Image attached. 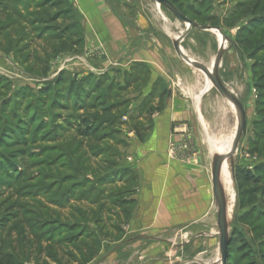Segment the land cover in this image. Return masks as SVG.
Wrapping results in <instances>:
<instances>
[{"label": "rangeland", "instance_id": "rangeland-1", "mask_svg": "<svg viewBox=\"0 0 264 264\" xmlns=\"http://www.w3.org/2000/svg\"><path fill=\"white\" fill-rule=\"evenodd\" d=\"M68 1L77 10V0ZM167 1L197 25L180 44L188 58L210 67L217 56L220 44L216 33L202 28H218L224 38L218 76L225 89L242 104L246 119L244 133L232 157V168L229 160L226 161L230 182L223 183L222 187L228 235L232 236L226 264H264V0ZM109 3L116 10V17L127 22L131 30L133 26L139 31L137 45L143 44L156 57L149 65L136 62L146 66V71L140 70L144 73L140 85H134L132 78L123 77L135 62L125 60L123 56L111 60L104 46L85 43L84 24L81 25V34H78L84 36L81 42L75 48L60 44L68 48L61 50L63 47L50 43L55 38L52 37L53 30L40 40L35 35L40 28L33 25L32 20L46 14L42 10L33 12L37 0L25 1L24 5L18 0H0V27L9 24L7 17L10 14L5 13L4 6L8 10L18 9L20 15L16 16L17 19L10 17V28H0V169L4 163L6 173L0 172V237L4 239L0 244L3 252L12 254L16 264H181L180 251L174 244L154 247L151 244L158 241L153 243V236L142 238L143 232H129L136 222H127L119 214L124 209L120 211L112 207L104 193L88 196L86 203L78 204L76 198L67 208L58 210L53 208L56 206L51 200L59 197L52 191L48 195L47 191L43 192L46 188L48 191L51 188L56 190L63 176H71L63 190L71 188L73 182H85L86 176L88 181L94 180L100 174L102 161L110 163L107 158L116 143L114 140L112 144L97 145L94 139L83 135L85 128L93 130L95 126L101 136L104 132H111L104 124L100 127V120L97 124L93 121L107 116L100 113V106L109 108L110 102L101 101L98 97L105 94L107 85L103 88L85 85L89 91L87 95L78 91L81 98L72 97L70 101L69 97L63 101L60 95L68 89L70 80L80 85L86 76H107L114 87L108 91L112 94V101L127 98L128 105L122 114L117 113L116 134L109 139H125L126 133L133 131L135 125L129 122L130 118H157L158 106L166 100L163 101L165 93L162 92L170 91L185 107L184 122L189 123L187 130L192 136L194 151L201 152L210 160L212 155L207 138L233 140L236 112L213 87L201 96L198 111L196 109L194 98L207 79L200 71L184 63L172 46L174 39L185 32L186 25L164 7L157 8L151 0H109ZM28 4H31L29 8H22ZM137 22H141L142 31L138 29ZM21 37L24 39H18ZM116 54L118 52L112 56ZM61 73L66 74V80L58 87L54 83ZM118 86L133 87L129 92L111 93ZM90 92L96 94L91 95ZM59 101L65 105L60 106ZM84 105L88 110H80ZM89 106L97 108L96 112H91ZM147 107L148 110L145 109ZM23 121L27 124L23 125L24 132L19 129ZM146 126H149L148 135L153 126L147 121L139 122L136 129L139 132ZM102 146L110 149L109 154L97 158L98 149ZM85 187L86 190L78 191L77 195L87 193L89 185ZM93 202L96 203L92 207ZM75 208L78 209L76 212ZM84 209L91 213L88 214L90 219H79L78 212ZM216 213L214 199L209 200L207 216L211 218V224L197 230L216 233L213 260H219ZM49 220L58 221L56 224L59 226L62 222H78V228L63 238H70L76 232L95 235V231L98 249H92L88 254L82 245L64 243L59 241L60 238L49 244L47 235H42L43 232H52V224L55 223H49ZM62 227L54 232L62 231Z\"/></svg>", "mask_w": 264, "mask_h": 264}, {"label": "crops", "instance_id": "crops-1", "mask_svg": "<svg viewBox=\"0 0 264 264\" xmlns=\"http://www.w3.org/2000/svg\"><path fill=\"white\" fill-rule=\"evenodd\" d=\"M77 2V11L83 18L81 24L86 26L85 43L104 46L111 60L123 56L132 63H153L154 54L143 44L137 45L139 31L133 26L131 30L127 22L116 17L109 0ZM137 23L142 31L141 22ZM167 93L164 103H160L164 108L152 119L150 133L147 135L149 126H146L142 139L132 130L123 139L121 163L135 177L133 193L127 197L134 202L127 222L136 225L133 223L129 232H143L142 238L153 236L152 242L158 241L151 244L154 247L174 244L180 251L181 264H216L218 258L213 260L216 233L197 231L211 224L207 215L209 200L214 199L210 178L213 155L208 160L193 150L192 136L187 130L189 123L184 122L185 107L175 94Z\"/></svg>", "mask_w": 264, "mask_h": 264}, {"label": "trees", "instance_id": "trees-1", "mask_svg": "<svg viewBox=\"0 0 264 264\" xmlns=\"http://www.w3.org/2000/svg\"><path fill=\"white\" fill-rule=\"evenodd\" d=\"M29 2L30 0H18V2L21 5H24V2ZM32 1V0H31ZM32 4V3H31ZM31 4H28L26 6H23L22 8L24 9V7H30ZM174 5V4H173ZM27 8V9H28ZM57 8H61L60 10H57ZM4 11L5 13L10 14L9 17H7V21H9L6 25L7 28H10V17L14 16V18L17 19L16 16H20L19 15V11L18 9H12V10H8V8H6V6H4ZM42 10V11H41ZM54 10L53 13H50ZM32 11V10H30ZM45 12L46 14H41V16H37L36 18H34L32 20V24L36 25V27L40 28V31L37 32L35 35L37 37L38 40H40L41 37H43V35L45 33H48L49 31L53 30L54 34L52 37H55L54 39L50 40V43H53L55 45H58L60 47H63L60 44H65L66 45H70L71 47H76L78 45L79 42H81V40L83 39L82 36H78V34H81L80 29H82L81 25V17L80 14L78 13V11L71 6L70 2L68 0H37V4L35 6V8L33 9V12ZM1 13V11H0ZM20 13H22L20 11ZM184 16V15H183ZM185 17V16H184ZM9 18V19H8ZM70 19V20H68ZM74 19V20H72ZM1 22H3V19L1 20ZM41 26V27H40ZM6 27H0L2 28H6ZM77 33V38H75V35ZM50 36V37H51ZM13 39H15L14 37H12ZM11 39V37H10ZM18 39H24V38H18ZM55 40V41H54ZM66 42V43H65ZM49 43V41L47 42ZM63 49H68L67 47H63L61 50ZM143 69L146 71V66L141 65L140 63H134L133 67L131 69H129L127 72L123 73V77L126 76V78H132V82L134 85H140L143 78H144V73H141L140 70ZM139 71V72H138ZM137 72V73H136ZM65 73H61L59 74V77L55 80L54 85L58 86L59 85H63V81L66 80L65 77ZM136 77V78H135ZM125 78V79H126ZM134 78V79H133ZM128 79H126L125 81H127ZM74 80H70L68 89L66 91H64L63 93H61L60 98L65 101L67 98L70 97V101L72 99V97H74L75 99H77L78 97L81 98L79 95L78 91H84L87 93L89 92L88 90L85 89V85H92V88H97V87H102L104 85L106 86V91L105 94L103 96H98L100 97V100H104L107 102H110L109 104V108H104V105L100 106V113H106L107 116H103V118L93 120L95 121V123L97 124L98 121L100 120V127L104 124L107 126V129L111 130L104 132V134L99 135V133L96 132V126L93 127V130H91L90 128H85L86 132L83 134L84 136L87 137V139H94L96 144L98 145L99 143L105 144L106 142H111V144L113 143V141L115 140L116 143L113 144V146L111 147L113 150H110L108 148H105V146L100 147L98 150L99 154H97V158L99 157H104L107 154H109V150L111 151V155L109 156V158H107V160L109 159L110 163L108 164L106 162V160L102 161V163L100 165V169L99 172L100 174L97 175L94 180H89L88 181V177H85V182H73L71 185V188H67L63 190L64 185L68 182V180H70L71 176H66L59 181L60 186H58V188H56V190L53 191V189L51 188V190L46 188L45 190H43V192L45 193L47 191V195L48 192L51 191L54 193V195H56L57 197H59V199H52L51 202L55 204L56 207L53 208H58V210H62L63 208H67L66 206L70 205L71 202H73L74 199L77 198V203H86L87 202V198L88 196L92 197V194H96L99 195V193H104L106 195V197L111 201L112 203V207L114 208H118L120 211L121 209L123 211H121L119 214H122V216L124 217V219L127 221L131 211L133 210V205L134 202L132 200H127V197H130L133 193L132 188L135 185V177L134 174H132L131 172H129L127 169H125L122 166L121 163V159H122V153H123V149L125 147L124 141L123 140H117V139H109V137L115 133V129L114 127L117 126V122H118V114L117 113H121L122 114V110L126 108V106L128 105V101L126 99L124 100H114L112 101V94H110L108 91L112 86V82L109 81L107 76L104 77H99L96 78L94 75H89L84 77L83 80L80 81V85L76 84V82H73ZM108 83V84H107ZM127 83L129 84V80L127 81ZM84 86V87H83ZM61 87V86H60ZM113 87V86H112ZM133 87V86H132ZM132 87H123V86H118V88H116L115 90L112 89L111 93H113L115 91V93L119 94L121 92H129L130 89ZM114 88V87H113ZM92 92V90H91ZM91 95H95L96 93H91ZM67 93V96H66ZM165 93L163 96V101L165 100L166 96H167V92H162ZM90 95V96H91ZM89 96V97H90ZM161 96H159V100L161 101ZM59 105L63 106L65 104H63V102L59 101ZM146 106V105H145ZM161 107L162 105L159 104L158 106V112L161 111ZM90 111L91 112H96L95 107L93 106H89ZM146 110L149 109V107L145 108ZM80 110H88V106L84 105L80 107ZM109 114V116H108ZM119 114V115H121ZM141 114V112H140ZM138 114V115H140ZM97 117L99 118V116L97 115ZM111 117V118H108ZM152 116H148V117H142V116H137V118H130L129 122L133 125L132 129L133 131L136 133V135L139 137V139H142V133L144 131V128L141 127L140 131L138 132V130L136 129L137 124H139V122H148L149 125L152 124V120H151ZM136 120V121H135ZM23 125L27 126L26 123H21L19 126V129L24 132L26 131L25 128L23 127ZM119 126V125H118ZM105 127L102 129L101 131H104ZM89 131V132H88ZM96 158V159H97ZM1 160V159H0ZM4 163H1V168L0 172H4ZM99 167V166H98ZM8 169H12V167L8 166ZM6 174V173H5ZM0 179H2L0 177ZM58 183V182H56ZM89 185L88 191L86 192H81V194L77 195L78 191H82V190H86V187ZM54 187V186H53ZM56 187V186H55ZM89 193V194H88ZM29 195V194H28ZM96 202H93V205L95 206ZM53 204V205H54ZM102 206L100 207L101 210ZM78 209L75 208V212ZM79 219H90L88 218V214L91 215V213L89 211H87L86 209H84V211L81 210V212L79 211ZM102 213V212H101ZM77 214V213H76ZM100 214V211L97 212V215ZM118 214V213H117ZM118 214V215H119ZM59 215V213H58ZM65 215V214H64ZM60 217V215H59ZM53 220H49V223H55L52 224L54 225L52 228V232H43L42 235H47V240L48 243L56 240L58 238H60L62 241L65 243V241H68L69 243H71V245L73 244H80L82 245V248L84 249L85 253H90V251L95 248L98 249V241L96 238V232L94 231L93 233H95V235L93 234H87V232H76V234H72L69 237L70 238H63V235H65L66 233H73L70 231H74L75 228H78L77 226L79 224H77L78 222H73L72 224H67L65 222L60 223L61 226H59L58 224H56V222L58 221H54ZM96 225H98L99 221L98 218H96L95 220ZM63 226V227H62ZM58 227H62V231H59L57 233H55L54 231L58 228ZM62 232V233H60ZM56 234V235H55ZM59 234V235H57ZM62 236V238H61ZM79 237V240H77V238ZM0 241H4V239H1L0 237ZM61 242V243H62ZM231 242H232V236L231 234L229 235V245H228V256H227V261L229 259V254H230V248H231ZM50 244V243H49ZM12 254L10 252H3L2 249V245L0 244V264H16L15 261L13 260V258L11 257ZM87 258V255H86ZM85 258V259H86Z\"/></svg>", "mask_w": 264, "mask_h": 264}, {"label": "water", "instance_id": "water-1", "mask_svg": "<svg viewBox=\"0 0 264 264\" xmlns=\"http://www.w3.org/2000/svg\"><path fill=\"white\" fill-rule=\"evenodd\" d=\"M151 1L156 3L158 7L160 6L164 7L177 20H179L180 22L186 25L185 32L182 33L180 36L176 37L172 42V46L176 55L184 63L200 71L209 80L211 87H213L223 99H225L230 105L234 107L237 115V123H236V128H235V133L232 140L231 148L229 152L225 155L216 154L212 157L211 170H210L212 195L215 204L217 206L216 224L218 229V240H219L218 261L219 264H226L227 256H228L229 235H228V224L226 220V200L220 184L221 168H222V164L225 163L227 160H229L230 166L232 168V157L237 150L239 139L245 130V124H246L245 112L242 104L231 93H229L225 89L218 76V64L221 60L224 46L220 45L217 56L213 60L211 67H206L188 58V56L183 52L180 44L183 41L184 37L190 32L192 28H197V25L194 24L188 18L184 17L180 12H178V10L174 7V5L169 1L167 0H151ZM202 29L213 31L221 36L218 28L212 29L205 27ZM221 39L222 41H224V38L222 36Z\"/></svg>", "mask_w": 264, "mask_h": 264}, {"label": "bare ground", "instance_id": "bare-ground-1", "mask_svg": "<svg viewBox=\"0 0 264 264\" xmlns=\"http://www.w3.org/2000/svg\"><path fill=\"white\" fill-rule=\"evenodd\" d=\"M157 8H158V5H157ZM216 35H217L219 44L222 46H225V42L222 41L221 36L218 33H216ZM211 66H212V64L210 65V67ZM210 88H211V85L209 83V80L207 79L203 88L200 90V92L194 98V102H195L194 104L196 106L197 111H198V105H199V101H200L201 96L205 92H207ZM230 106L235 112L234 107L232 105H230ZM201 124L203 125V127H205L202 120H201ZM207 144H208L209 152L211 153V155H213V156L216 154L225 155L229 152V150L231 148L232 140H231V138H218V139L207 138ZM229 182H230V180H229L228 165H227V162H225L222 164V168H221V176H220L221 187H223V183L229 184ZM231 198H233L232 194H231ZM229 210H230V208L228 209V211Z\"/></svg>", "mask_w": 264, "mask_h": 264}]
</instances>
